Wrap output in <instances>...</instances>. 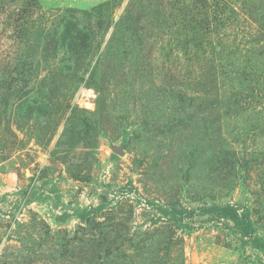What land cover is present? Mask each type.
Segmentation results:
<instances>
[{"label":"rangeland","instance_id":"rangeland-1","mask_svg":"<svg viewBox=\"0 0 264 264\" xmlns=\"http://www.w3.org/2000/svg\"><path fill=\"white\" fill-rule=\"evenodd\" d=\"M256 240L264 0H0V264H264Z\"/></svg>","mask_w":264,"mask_h":264},{"label":"trees","instance_id":"trees-1","mask_svg":"<svg viewBox=\"0 0 264 264\" xmlns=\"http://www.w3.org/2000/svg\"><path fill=\"white\" fill-rule=\"evenodd\" d=\"M160 211L163 212L164 215H166L171 221L177 222L181 220L186 215H189L191 212H188L185 209H177L174 207H166V206H157ZM99 207L96 208V211H99ZM213 210L219 211L220 214H222L224 217L229 218L232 220L236 225H243V222L240 220L237 211L234 207L226 205V206H218L209 208ZM91 213V210H84L80 212L81 217H86ZM256 243L258 247H264V242H261L260 240H256Z\"/></svg>","mask_w":264,"mask_h":264},{"label":"water","instance_id":"water-1","mask_svg":"<svg viewBox=\"0 0 264 264\" xmlns=\"http://www.w3.org/2000/svg\"><path fill=\"white\" fill-rule=\"evenodd\" d=\"M112 150L113 151H115V152H117V153H120V154H122L123 153V146L122 145H120V146H112Z\"/></svg>","mask_w":264,"mask_h":264}]
</instances>
